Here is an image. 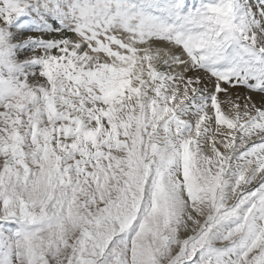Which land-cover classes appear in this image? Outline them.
Segmentation results:
<instances>
[{"label": "snow or ice", "instance_id": "6c2138e0", "mask_svg": "<svg viewBox=\"0 0 264 264\" xmlns=\"http://www.w3.org/2000/svg\"><path fill=\"white\" fill-rule=\"evenodd\" d=\"M0 264H264V0H0Z\"/></svg>", "mask_w": 264, "mask_h": 264}]
</instances>
